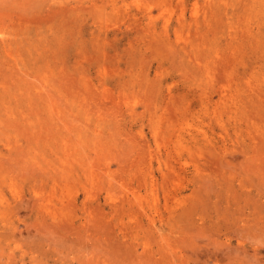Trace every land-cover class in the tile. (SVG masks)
Returning a JSON list of instances; mask_svg holds the SVG:
<instances>
[{
	"label": "rangeland",
	"instance_id": "rangeland-1",
	"mask_svg": "<svg viewBox=\"0 0 264 264\" xmlns=\"http://www.w3.org/2000/svg\"><path fill=\"white\" fill-rule=\"evenodd\" d=\"M0 264H264V0H0Z\"/></svg>",
	"mask_w": 264,
	"mask_h": 264
}]
</instances>
